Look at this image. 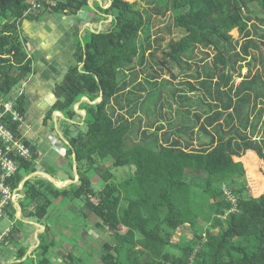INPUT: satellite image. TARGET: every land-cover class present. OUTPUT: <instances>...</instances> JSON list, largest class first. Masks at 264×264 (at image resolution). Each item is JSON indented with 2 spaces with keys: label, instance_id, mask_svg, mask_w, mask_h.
Returning a JSON list of instances; mask_svg holds the SVG:
<instances>
[{
  "label": "trees",
  "instance_id": "16d2710c",
  "mask_svg": "<svg viewBox=\"0 0 264 264\" xmlns=\"http://www.w3.org/2000/svg\"><path fill=\"white\" fill-rule=\"evenodd\" d=\"M27 1L0 0V104L32 74L19 38L23 21L47 14L83 23L91 11L87 21L99 30L77 41L74 65L46 115L65 122L71 184L25 181L22 218L42 225L52 200L83 201L76 216L94 217L112 240L101 264H264V194L247 195L246 180V171L253 182L250 172L264 169V0H159L144 9L138 0H111L106 9L90 0H49L36 11ZM169 15L171 25L152 33L153 22ZM170 26L182 35L165 41ZM25 105L19 96L14 109L22 118ZM7 122L21 138L22 125ZM23 142L30 159L15 160L13 187L37 172L39 152ZM110 161L129 169L119 184L102 165ZM54 171L41 173L54 179ZM91 171L108 197L93 191ZM184 227L191 240L174 243ZM50 233L43 226L36 249H16L14 261L51 264L58 246Z\"/></svg>",
  "mask_w": 264,
  "mask_h": 264
},
{
  "label": "rangeland",
  "instance_id": "374dc122",
  "mask_svg": "<svg viewBox=\"0 0 264 264\" xmlns=\"http://www.w3.org/2000/svg\"><path fill=\"white\" fill-rule=\"evenodd\" d=\"M159 2V0H138V5L140 9L146 8L147 3L151 2ZM45 3L50 5L49 0H45ZM105 0L103 4L101 5L103 9H106L108 5H105ZM63 16H54L53 18H49L47 14H44L42 16V19L51 20L53 25H56L57 23L62 22ZM80 17V16H79ZM81 19V18H80ZM91 21L94 19L93 13L91 11H86L84 14H82V22H78L74 18H67L69 21V25L72 23L71 21H74L76 25L78 24L79 29L76 32L79 36L77 38V41L81 37L87 34V32H91L93 30H96V27L98 26L95 23V27H91L89 24H91L89 20ZM171 15L167 16L165 18L164 22H153L152 25V33H154L157 29L162 30L164 27L169 23L171 25ZM89 22L88 24H85L86 22ZM110 21V20H109ZM32 21L25 20L22 22L21 25L24 23ZM87 25V26H86ZM67 26V25H66ZM77 28V26H76ZM20 33L19 38L22 44H25L23 39V35L21 32V26H20ZM24 29H27V26H24ZM99 30V28H98ZM27 33V31H26ZM182 33L180 31H176L172 29V26H170V34L166 33V31L163 32L162 37L165 38V41H168L169 39H177L179 36H181ZM74 60V59H73ZM74 65V62L72 66ZM71 66V67H72ZM245 71V70H244ZM238 81L236 82V84ZM27 88L25 85H18L16 88L12 91V96L16 95L19 91H22V93L27 91ZM11 97H7L8 99ZM15 99V98H13ZM12 99V100H13ZM16 100V99H15ZM3 101V100H2ZM32 101V100H31ZM31 101H27L25 103V109L31 106ZM34 101V100H33ZM15 102V101H14ZM50 102V99H46L44 101L45 106L47 103ZM84 102V101H83ZM148 106V103L146 104ZM145 106V107H146ZM32 106V110H33ZM48 108L50 106H47ZM52 107V106H51ZM50 107V108H51ZM147 108V107H146ZM177 105H172V112L176 110ZM78 110V108H77ZM76 113L80 116L82 115V112L76 111ZM57 114V113H56ZM55 117H58L59 114L55 115ZM62 117V116H61ZM61 117H58L56 119H59L56 121V128L55 132L61 134L64 131L65 122L61 119ZM24 119V118H23ZM80 120L78 118H75L73 121V124L79 123ZM48 123V122H47ZM46 123V125H47ZM28 125V124H27ZM35 128V132L37 133V137L35 138L34 142L35 147L37 148L39 152V160L37 161V172L42 174L41 172L46 170H55L54 173H52L53 178H57L55 182L61 183V188H65L68 185L71 184V181L68 180L69 176H72L75 168L72 169L73 173L69 170L67 163H66V146H61L56 144L58 141L56 138H52V142L49 141L47 137H43L45 134L44 126L42 123H40V120H37L34 124L29 125V130L33 131V128ZM28 129L24 130V133L27 132ZM81 131H84V127L81 126ZM31 135V134H30ZM53 136V135H51ZM57 137H59L57 135ZM32 138V139H33ZM30 139V141L32 140ZM49 141V143H48ZM53 141L55 143H53ZM55 145H53V144ZM105 169H107L110 173L113 175V182L115 184H119L122 181H124L127 176L129 175V169L123 168V169H113L111 167L112 162H106L102 164ZM256 171L250 172L251 177L255 180L252 182L249 178L248 171H246V180L248 185V194L252 197H258L261 194H264L263 187H264V169L258 165L256 166ZM44 175V174H43ZM38 176V175H37ZM41 178L42 176L39 175ZM88 179L91 181V185L93 188V191L97 194L101 192L104 197H108L111 193L110 189H107V186H104V184L99 180L100 178L93 173V171L86 174ZM46 176H44L45 178ZM42 178V179H44ZM45 180H47L45 178ZM61 180V181H60ZM48 181V180H47ZM74 181H77L76 175H74ZM51 183V180L49 181ZM52 184V183H51ZM63 184V185H62ZM263 189V190H262ZM248 197V196H247ZM23 205L25 202H21ZM83 201L79 202H73L69 203L62 200H52V206L48 210V214L45 217V219L42 221V225L37 226V224L34 222L33 219H24L18 221L12 218H4L0 221V228L2 230L13 228V230L17 231L19 236L17 239L10 241L8 246H1L0 247V264H17L19 262H15L16 260V249L23 247L27 248L28 252L31 253L33 250L37 247V240L38 235L40 232L43 231V226H47L50 229V240L54 241L55 244L58 246L57 248H54L49 253V258L51 259V264H71L70 261L66 258L68 254H72L75 258H77L78 262L76 264H101L100 263V257L105 254L104 245L112 243L110 235H108V232L105 230H101L95 226V223H98V220L95 219L92 216H87L86 218H78L76 215H80L79 211L80 208L83 206ZM27 205V204H26ZM29 206H27L28 208ZM29 211L32 210L31 207L28 209ZM81 212V211H80ZM36 226V227H35ZM191 231L189 228H181L178 231V236L175 235L173 242L177 243L180 238L183 239L184 242H189L191 240ZM49 240V239H48ZM27 264H30V261L27 262Z\"/></svg>",
  "mask_w": 264,
  "mask_h": 264
},
{
  "label": "crops",
  "instance_id": "0c3cea01",
  "mask_svg": "<svg viewBox=\"0 0 264 264\" xmlns=\"http://www.w3.org/2000/svg\"><path fill=\"white\" fill-rule=\"evenodd\" d=\"M93 2L102 5L104 0H94ZM62 18V22L56 25H53L51 20L45 21L44 19L40 22H26L21 25L22 40L26 43L23 46L28 58L32 61V74L23 83L28 88L22 94L25 97V103L32 100L31 106L25 109L26 113L21 126V136L28 142H34L37 137V133L34 131L35 128L32 127L33 131L28 129L29 125L34 124L37 120H40V123L44 126V138L53 135L51 137L62 141L61 134L55 132V129L57 130L56 121L59 120L56 118L61 117V115L57 113L59 116L55 117L54 114H57L53 113L51 121H48V123L46 115L56 101L54 96L56 86L62 85L65 75L74 62L77 38L79 36L76 33L79 26L75 29L76 23L74 21H71L72 23L69 25L68 17ZM88 23L86 22L85 24ZM24 26H27V29H24ZM91 26L95 27V24ZM97 27L99 28V25ZM48 98L50 102L45 106L44 101ZM32 106H34L33 110ZM47 106L50 107L48 108ZM51 124L55 128L54 131L50 130ZM25 129H28L26 133H24ZM30 139L32 140L30 141ZM56 180L57 178H54V181Z\"/></svg>",
  "mask_w": 264,
  "mask_h": 264
},
{
  "label": "built area",
  "instance_id": "2783aa9c",
  "mask_svg": "<svg viewBox=\"0 0 264 264\" xmlns=\"http://www.w3.org/2000/svg\"><path fill=\"white\" fill-rule=\"evenodd\" d=\"M92 1L94 0H90L88 4L91 5ZM42 2H45V0H28V11L39 10L41 8ZM110 2L111 0H106L105 5H108L107 8L109 7ZM245 72L246 71L243 70L242 74L244 75ZM22 94V91H19L16 95H11V97L7 99V101L1 102L0 104V221L4 218H11L7 212L8 210H12L13 219L18 221L22 220L21 209L19 206L20 202L24 198V195L22 193V186L25 181L29 180L28 177H26L16 187H13L12 181L16 176L18 170L15 160L18 159L28 161L30 159V150L24 144L22 136L21 138L16 137L8 128L7 122L10 121L11 123H19L22 125L24 119L21 117L19 112L14 109L17 98ZM13 98H15L16 100ZM83 100L86 101L85 99ZM74 110L77 111V105L74 106ZM83 114L84 113L82 112V115ZM52 138L53 137L48 136V139L50 141L52 140ZM56 139L58 141L56 144L61 146L66 145L65 142L61 141L58 138ZM53 143L55 142L53 141ZM37 226L39 227V225ZM12 234L14 236V239H17L19 236L18 232L13 230V228L5 230H2L0 228V247L9 245V239L11 238Z\"/></svg>",
  "mask_w": 264,
  "mask_h": 264
},
{
  "label": "water",
  "instance_id": "95a60500",
  "mask_svg": "<svg viewBox=\"0 0 264 264\" xmlns=\"http://www.w3.org/2000/svg\"><path fill=\"white\" fill-rule=\"evenodd\" d=\"M85 100H86V99H85ZM82 101H84V100L82 99ZM83 115H84V114H83ZM37 175H38V176L41 175L43 178H44V176H46V179H47L48 181L51 180V183H52L56 188H58V189L61 188V187L56 186L54 179H52V178L49 177L48 175H45V174L43 175V174H40V173H38V172H36V173H34L33 175H31L30 177H28V179H30V178H34V177H37Z\"/></svg>",
  "mask_w": 264,
  "mask_h": 264
},
{
  "label": "bare ground",
  "instance_id": "6f19581e",
  "mask_svg": "<svg viewBox=\"0 0 264 264\" xmlns=\"http://www.w3.org/2000/svg\"><path fill=\"white\" fill-rule=\"evenodd\" d=\"M55 184H56V186H61V183H59V182H55Z\"/></svg>",
  "mask_w": 264,
  "mask_h": 264
},
{
  "label": "clouds",
  "instance_id": "9594fccd",
  "mask_svg": "<svg viewBox=\"0 0 264 264\" xmlns=\"http://www.w3.org/2000/svg\"><path fill=\"white\" fill-rule=\"evenodd\" d=\"M42 178H43V177H42ZM45 178H46V177H45ZM45 178H44V179H45Z\"/></svg>",
  "mask_w": 264,
  "mask_h": 264
}]
</instances>
